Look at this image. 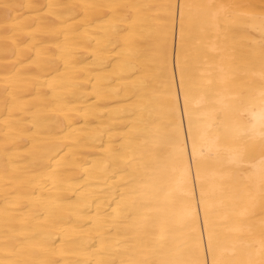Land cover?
I'll list each match as a JSON object with an SVG mask.
<instances>
[{
	"label": "bare ground",
	"instance_id": "1",
	"mask_svg": "<svg viewBox=\"0 0 264 264\" xmlns=\"http://www.w3.org/2000/svg\"><path fill=\"white\" fill-rule=\"evenodd\" d=\"M0 264H264V0H0Z\"/></svg>",
	"mask_w": 264,
	"mask_h": 264
}]
</instances>
